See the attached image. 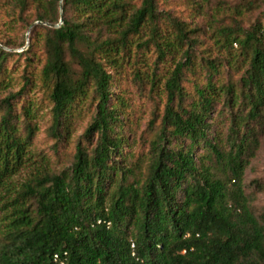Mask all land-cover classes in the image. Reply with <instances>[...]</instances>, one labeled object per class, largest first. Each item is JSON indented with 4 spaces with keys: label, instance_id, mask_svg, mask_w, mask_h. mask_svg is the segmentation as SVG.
<instances>
[{
    "label": "trees",
    "instance_id": "1",
    "mask_svg": "<svg viewBox=\"0 0 264 264\" xmlns=\"http://www.w3.org/2000/svg\"><path fill=\"white\" fill-rule=\"evenodd\" d=\"M13 21L30 44L0 48V91L11 90L0 100V203L34 157L28 93L43 94L53 139L91 111L83 137L96 142L0 206V264H264V214L244 191L264 134V0H0L3 47ZM127 77L165 97L144 180L125 157ZM215 116L225 139L212 134Z\"/></svg>",
    "mask_w": 264,
    "mask_h": 264
},
{
    "label": "rangeland",
    "instance_id": "2",
    "mask_svg": "<svg viewBox=\"0 0 264 264\" xmlns=\"http://www.w3.org/2000/svg\"><path fill=\"white\" fill-rule=\"evenodd\" d=\"M62 5L61 3V17H63ZM257 17L258 14L250 15L247 18V26H250ZM11 18L13 19L14 17H6L7 23ZM13 22L15 23L10 25L11 27L8 30L4 29L6 42L10 41L12 46L3 47L0 44V48L19 55L27 51L29 47L30 29L23 23L17 24L16 21ZM60 24H62V21ZM23 40H26L27 43L25 47L21 48L20 44ZM40 54L43 58L42 50ZM17 58L15 59L16 61ZM19 63H22V61ZM151 64L152 62H150ZM119 82L120 95L130 104L129 121L127 122V134L130 139V147L124 149L127 165L129 168L134 169L137 180H144L155 154L153 143L158 140L161 134L160 125L165 97L163 99L156 93H151L149 87H140L133 82L131 77L122 79ZM10 93L11 90L6 92L0 91V100L7 97ZM26 98L29 101L32 100L39 104L36 108L39 133L34 139L32 148L34 157L12 178L13 193L11 195L5 193L0 206L10 202L11 198L17 197L23 184L29 180L32 173L46 171V173L52 172L54 174H60L62 171L71 167L76 154L77 144L81 143L84 148L91 151L96 142V140L90 142V140L88 141L83 137L89 124L91 111L76 113L75 119L69 129V135H66L65 139L61 142H58L48 133L51 126V117L48 112L47 102L43 100V94L36 89L35 94L28 93ZM22 103L21 101L19 106ZM225 120L226 117L218 118L215 116V125L212 129V134H215V136L216 134H220L224 139L226 138L228 131ZM259 144L258 150L255 151V157L250 159L244 176V191L256 217L264 214V134L260 137ZM197 153V155L203 154L204 150L198 149ZM5 211L10 214L13 212V208L8 205L5 207Z\"/></svg>",
    "mask_w": 264,
    "mask_h": 264
}]
</instances>
